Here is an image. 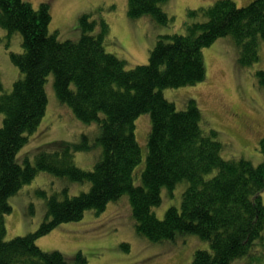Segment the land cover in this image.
<instances>
[{
    "label": "trees",
    "instance_id": "obj_1",
    "mask_svg": "<svg viewBox=\"0 0 264 264\" xmlns=\"http://www.w3.org/2000/svg\"><path fill=\"white\" fill-rule=\"evenodd\" d=\"M168 0H127L131 18L149 16L158 24L171 17L162 8ZM183 33L159 34L146 63L127 69L124 60L107 52L109 26L102 16L83 13L79 37L59 39L49 31V0L33 7L27 0H0V27L7 37L16 33L21 49L10 52L19 76L10 91L0 79V264H86L80 251L71 261L58 250H43L36 239L62 222L77 221L84 211H102L126 193L135 231L153 242L175 240L193 233L208 242L193 252L190 264H264V137L263 160L223 158L217 131L203 128L193 98L177 108L162 89L192 85L205 78L202 49L218 37L229 36L239 48L242 65L259 59L264 44V0L238 6L233 0L187 10ZM264 82V69L258 70ZM61 103L83 122L97 123L101 152L91 169L78 167L73 151L90 146L68 141L49 142L34 158L18 160V150L42 119L47 106L45 83ZM149 113L145 163L134 183L141 150L134 120ZM40 171L74 181L89 182L87 190L45 197L46 212L37 229L5 239L8 197ZM187 183L180 206L169 205L162 218L153 207L161 190Z\"/></svg>",
    "mask_w": 264,
    "mask_h": 264
},
{
    "label": "rangeland",
    "instance_id": "obj_2",
    "mask_svg": "<svg viewBox=\"0 0 264 264\" xmlns=\"http://www.w3.org/2000/svg\"><path fill=\"white\" fill-rule=\"evenodd\" d=\"M27 1L37 7L44 0ZM214 1L168 0L162 4V8L171 19L167 24H158L149 16L129 17L127 0H49V31L55 32L61 40L77 39L81 14L102 16L109 26L105 50L123 59L125 67L129 69L147 62L149 51L159 34L184 32L183 23L188 9L206 6ZM233 1L241 6L251 0ZM20 49L19 36L12 33L7 37L0 27V79L4 91H10L19 76L10 52ZM202 52L205 78L192 85L164 88L162 93L177 108H183L187 98L195 99L205 121L202 122L203 128L215 129L217 138L223 144L221 156L225 159L242 156L256 165L263 160L260 139L264 137V82L258 70L264 69V44L260 43L259 59L247 65L239 63V48L229 36L218 37ZM45 90L48 99L45 113L18 150L17 159L21 161L28 156L32 160L38 149L49 142L85 143L90 147L73 151V160L78 167L91 169L101 152V146L95 140L99 133L97 123L81 121L70 107L58 100L52 74L46 80ZM242 114L248 124H243ZM134 125L141 150V161L134 169V183H138L146 157L149 113H140ZM186 185L185 181L178 182L171 194L165 187L162 188L161 202L153 207L158 218L163 217L169 205L180 206ZM88 187L89 182L38 172L33 180L8 197L11 211L4 215L5 239L37 229L46 212L45 197L41 192L47 196L58 192L62 196L65 188L69 195H73ZM260 195L264 203V190ZM36 243L43 250L62 252L71 261H75L74 256L80 251L86 264H190L196 249L208 247L207 241L193 233L163 242H153L138 235L126 193L108 202L100 212L87 209L81 219L58 224L38 237ZM231 264L244 262L237 259Z\"/></svg>",
    "mask_w": 264,
    "mask_h": 264
},
{
    "label": "flooded vegetation",
    "instance_id": "obj_3",
    "mask_svg": "<svg viewBox=\"0 0 264 264\" xmlns=\"http://www.w3.org/2000/svg\"><path fill=\"white\" fill-rule=\"evenodd\" d=\"M239 116H240V115H239ZM241 118L243 119V120H242V121H243V124H248V123H247V122H248L247 119L244 120L245 117H243V114H242V117H241Z\"/></svg>",
    "mask_w": 264,
    "mask_h": 264
}]
</instances>
